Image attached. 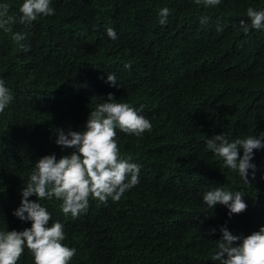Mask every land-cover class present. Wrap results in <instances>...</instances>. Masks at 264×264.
I'll list each match as a JSON object with an SVG mask.
<instances>
[{"label": "trees", "instance_id": "trees-1", "mask_svg": "<svg viewBox=\"0 0 264 264\" xmlns=\"http://www.w3.org/2000/svg\"><path fill=\"white\" fill-rule=\"evenodd\" d=\"M7 2L12 19L9 32L0 30V79L13 100L0 112V228L31 226L13 215L24 181L42 156L71 154L55 143V130H82L108 93L143 106L152 129L141 137L116 129L121 155L141 165L139 183L120 200L90 196L75 218L61 201H41L76 249L69 264H219L211 255L220 226L247 236L264 225V148L253 150L257 168L245 183L205 143L222 133H264V29L241 26L250 23L247 8L264 9V0L209 8L193 0H52L55 15L31 24L19 23L23 0ZM165 6L170 14L161 25ZM16 32L26 38L16 41ZM217 185L241 191L246 210L231 218L224 205L208 210L202 194ZM17 264H34L27 248Z\"/></svg>", "mask_w": 264, "mask_h": 264}, {"label": "clouds", "instance_id": "clouds-1", "mask_svg": "<svg viewBox=\"0 0 264 264\" xmlns=\"http://www.w3.org/2000/svg\"><path fill=\"white\" fill-rule=\"evenodd\" d=\"M193 2L209 8L218 5L221 0ZM9 7L7 0H0V30L3 32L10 31L8 24L12 17L8 16ZM55 12L52 0H23L19 6V23L31 24L37 18L55 15ZM169 14L170 9L166 6L158 10L161 25L167 23ZM246 15L250 23L241 21L246 31L264 29V9L250 6ZM208 19L201 16L200 22L206 23ZM106 34L111 40L117 39V32L112 27L106 29ZM26 35L16 32L13 39L22 41ZM107 80L113 85L117 83L114 74H107ZM12 100L11 90L0 79V112ZM142 107L118 102L114 94L108 93L103 102L91 109L82 130H55V143L73 151L59 159L55 153L47 154L35 162L21 189V202L13 210L15 217L31 222V226L23 230L0 228V264H17L25 248L31 253L34 264H69L76 249L64 243V225L59 220L52 221L51 212L41 201L55 198L61 201L60 210L66 216L70 214L75 218L87 211L90 196L101 202L109 198L118 201L126 191L135 187L139 183L141 165L134 162L131 155H121L116 129L137 137L151 131L152 123L141 114ZM205 143L214 155L222 158L225 167L249 183V170L255 175L257 168L253 162V150L264 148V133L234 139L222 133L207 138ZM32 196L36 199H29ZM243 197L241 191H231L223 185L212 187L202 194L208 210L218 204L224 205L229 218L246 210ZM216 231L213 227L210 234ZM219 232L221 237L211 255L212 261H219V264H264V225L247 236L233 234L226 224L220 226Z\"/></svg>", "mask_w": 264, "mask_h": 264}]
</instances>
